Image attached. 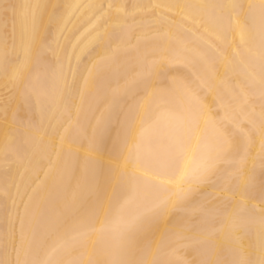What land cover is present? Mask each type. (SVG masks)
<instances>
[{
  "label": "bare ground",
  "instance_id": "bare-ground-1",
  "mask_svg": "<svg viewBox=\"0 0 264 264\" xmlns=\"http://www.w3.org/2000/svg\"><path fill=\"white\" fill-rule=\"evenodd\" d=\"M0 264H264V0H0Z\"/></svg>",
  "mask_w": 264,
  "mask_h": 264
}]
</instances>
